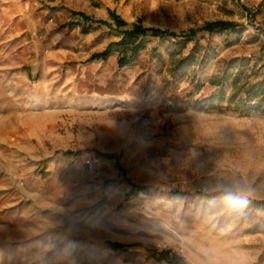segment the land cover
I'll use <instances>...</instances> for the list:
<instances>
[{
    "label": "rangeland",
    "instance_id": "rangeland-1",
    "mask_svg": "<svg viewBox=\"0 0 264 264\" xmlns=\"http://www.w3.org/2000/svg\"><path fill=\"white\" fill-rule=\"evenodd\" d=\"M113 4L134 27L197 36L168 35L133 57V44L112 46L108 20L92 36L58 19L45 26L42 10L74 16L76 2L0 0V264H96L89 252L103 249L264 264V96L247 93L264 81V0ZM218 22L237 28L203 31ZM79 65L78 79L102 78L114 95L87 81L78 92ZM82 157L103 191L92 207L72 192Z\"/></svg>",
    "mask_w": 264,
    "mask_h": 264
},
{
    "label": "crops",
    "instance_id": "crops-1",
    "mask_svg": "<svg viewBox=\"0 0 264 264\" xmlns=\"http://www.w3.org/2000/svg\"><path fill=\"white\" fill-rule=\"evenodd\" d=\"M25 1L33 2V3L45 2V3L50 4L52 7H56L62 1L67 2V3L76 2V5H73V6L76 8L75 10L77 11L78 14L74 13V16L73 14L70 15V14L65 13L66 11L60 8L52 10L51 14H49L48 11H46L45 9L42 10L41 12L42 14H45V16L51 15V18L48 20L47 23H45V26H49L51 22L54 23L55 19H58L57 21L61 22L62 23L61 26L63 27L67 25V22H69L66 28L73 26L75 31H77V29L78 30L80 29L89 30L88 32L90 36L101 31L102 28H104V26L99 23V21L101 20L103 21L108 20L110 21V23L113 24L112 28H107V30L111 31V33L114 34L116 38L120 40V42L124 38L122 29L131 30L136 24L140 25V23H130V21L126 20L125 16H122L119 12L114 10V4H113L114 0H25ZM73 6L70 5L71 8H73ZM109 9H112L113 11H115L119 19L127 23V27L117 28L115 21L113 19L111 20L110 18ZM62 20H65V21H62ZM147 28H151V27H147ZM142 39L143 38L141 37L139 40H142ZM157 39L160 40V39H165V38L149 37L148 39L145 40V45L146 43L148 44L150 43V41H154ZM85 40L87 41L88 38H86ZM117 42L119 43V41ZM130 46L131 45L125 47V49L129 48ZM116 52L120 54L121 50L117 49ZM120 56L125 58L123 54H120ZM80 66L81 65H79L77 70L75 69L70 72V75L73 77L72 81L77 82L78 80H80L79 82L80 85H78V87L80 86V89H77L78 92L83 89L84 87L83 84L85 83V81H87L89 83H92V85H89L88 88L90 87L94 88L93 90L98 96L107 94L112 97L114 95V93H111L110 91L106 90L105 87H102L98 84L100 81H102V78L96 79L95 77H91V78L87 77V79L84 81L83 78L80 76V79H78V77L76 76L77 74L79 75V73H76V72L78 71L80 72V68H82V66L81 67ZM111 66H109L108 69H110ZM84 74L87 76V74H89V71L86 70ZM81 84H82V87H81ZM87 158H93L94 160H96L100 168L103 170V172L106 171V169L111 166L108 164L106 160L101 159V156L99 155L98 156L88 155ZM85 160L86 158L82 157L76 160L75 164L73 165L74 170L78 173L80 177H82V179H85V180H83L81 183L76 185V187H72V192L74 193L73 195L75 197L79 196L82 200H85V203L87 204L86 206L92 207L95 204V202H99L100 198L103 197V191L101 190V187H99L94 181H92L93 178H92L91 173L87 170L85 166V162H86ZM109 184H111V182ZM108 188L112 192L113 190H115L114 192H116L119 189L118 187L112 186V184ZM115 194H118V193H114L115 197H112L111 201L108 204L103 205L102 210L104 214L113 212L114 204L116 201ZM82 204L84 203L82 202ZM85 208H86L84 209L85 211L90 210L89 209L90 207H85ZM111 225L112 224L110 223L109 226ZM112 235L119 237L122 234L113 232ZM84 236L90 237V235L88 236L84 235ZM138 247H141V245H138ZM115 251L116 250L108 251V249L93 250V251H90L89 254L92 256L95 254L96 257L100 258V261H98L96 264H192L190 261L186 262L179 258L169 259L165 253L157 251L155 249H151V250L129 249V251L125 255L112 256L110 252H115ZM105 257H106V260L104 259Z\"/></svg>",
    "mask_w": 264,
    "mask_h": 264
},
{
    "label": "trees",
    "instance_id": "trees-1",
    "mask_svg": "<svg viewBox=\"0 0 264 264\" xmlns=\"http://www.w3.org/2000/svg\"><path fill=\"white\" fill-rule=\"evenodd\" d=\"M113 19L116 22L117 28H125L127 27V23L119 19L116 15H112ZM104 24H108L105 23ZM237 28V26L234 23L230 22H218V23H211L206 25L203 28V31L208 32V33H219L223 34L228 31H233ZM122 33L124 34V38L122 39L121 42L116 43L112 46H129V45H134L133 47V57L138 55V53L145 48V40L148 39L149 37H156V38H165L166 36H172L174 38H183L184 40L187 41H192L196 38L198 31L196 30H190L189 32H184L182 35H177V34H171L166 31H162L160 29H153V28H144V27H134L133 29H122ZM143 38L142 40H139L140 38ZM189 59H184L181 62V66L184 67L186 66L189 62ZM125 63V62H124ZM122 63V64H124ZM247 93L251 96V94H260L264 96V81L261 82L259 85L252 86L251 89L247 91ZM254 96V95H253ZM257 96V95H256ZM114 247H118V245H113Z\"/></svg>",
    "mask_w": 264,
    "mask_h": 264
},
{
    "label": "clouds",
    "instance_id": "clouds-1",
    "mask_svg": "<svg viewBox=\"0 0 264 264\" xmlns=\"http://www.w3.org/2000/svg\"><path fill=\"white\" fill-rule=\"evenodd\" d=\"M225 203L227 205L238 203L235 196L232 193H227L224 197Z\"/></svg>",
    "mask_w": 264,
    "mask_h": 264
},
{
    "label": "built area",
    "instance_id": "built-area-1",
    "mask_svg": "<svg viewBox=\"0 0 264 264\" xmlns=\"http://www.w3.org/2000/svg\"><path fill=\"white\" fill-rule=\"evenodd\" d=\"M86 164H87L90 168H93V163H92L91 160L87 161ZM182 254H183V256H185V251H184V250H182Z\"/></svg>",
    "mask_w": 264,
    "mask_h": 264
}]
</instances>
